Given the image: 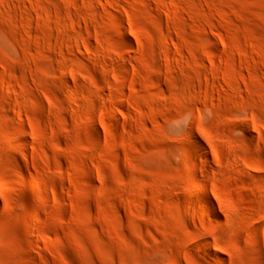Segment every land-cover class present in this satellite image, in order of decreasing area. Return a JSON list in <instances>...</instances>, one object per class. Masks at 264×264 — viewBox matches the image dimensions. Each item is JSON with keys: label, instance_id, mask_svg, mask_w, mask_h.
<instances>
[{"label": "rangeland", "instance_id": "1", "mask_svg": "<svg viewBox=\"0 0 264 264\" xmlns=\"http://www.w3.org/2000/svg\"><path fill=\"white\" fill-rule=\"evenodd\" d=\"M0 264H264V0H0Z\"/></svg>", "mask_w": 264, "mask_h": 264}, {"label": "bare ground", "instance_id": "2", "mask_svg": "<svg viewBox=\"0 0 264 264\" xmlns=\"http://www.w3.org/2000/svg\"><path fill=\"white\" fill-rule=\"evenodd\" d=\"M11 114H15L17 115V119L18 121H21L23 120V117L21 115V113H19L17 110L13 109L11 111ZM196 179V178H195ZM196 188L197 190L199 191H202L205 189V186L204 184L199 180V179H196ZM199 202L201 204H203L204 206H208L209 205V202L207 201V198L205 196H199ZM28 213H30L29 210H27ZM190 243L192 244V249L196 250V251H201L202 249H205V248H209L210 246L207 244V243H199L197 242L196 240L192 239L190 240ZM212 248V247H211ZM213 251L216 252L217 254H226V250L225 248L223 247H213Z\"/></svg>", "mask_w": 264, "mask_h": 264}]
</instances>
